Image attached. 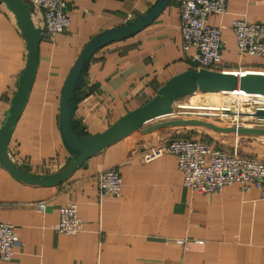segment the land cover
I'll return each instance as SVG.
<instances>
[{
	"label": "crops",
	"instance_id": "1",
	"mask_svg": "<svg viewBox=\"0 0 264 264\" xmlns=\"http://www.w3.org/2000/svg\"><path fill=\"white\" fill-rule=\"evenodd\" d=\"M156 1L69 0L68 30L52 40L41 38L31 91L8 143L13 163L36 175L58 174L69 165L59 99L71 66L91 38L143 16ZM31 16L41 28L42 12L33 8ZM235 18L264 23V0H227L224 13L207 16L206 22L221 31V61L211 68L198 67L192 50H183L179 0H169L134 35L97 50L77 88L73 114L84 135L103 131L190 69L264 76V56L239 54L230 27ZM26 53L15 16L0 0V126ZM157 118L141 128L163 122ZM185 126L193 128L178 133L175 125L164 126L118 139L55 185L20 181L0 164V222L14 224L19 237L14 255L0 264H264V201L258 190L233 183L215 192L193 191L184 186L174 155L143 160L153 146L207 133ZM217 133L207 136L215 141ZM109 169L122 179L121 194L100 198L96 177ZM40 201L46 204L43 211ZM69 203L77 204L81 219L73 235L56 230L59 210Z\"/></svg>",
	"mask_w": 264,
	"mask_h": 264
},
{
	"label": "built area",
	"instance_id": "2",
	"mask_svg": "<svg viewBox=\"0 0 264 264\" xmlns=\"http://www.w3.org/2000/svg\"><path fill=\"white\" fill-rule=\"evenodd\" d=\"M33 8L39 9L43 16L41 38L52 40L56 34L68 30L70 18L67 15L69 0H27ZM227 0H179L180 32L183 50H192L191 60L198 67L211 68L221 61L220 28L209 25L207 16L224 13ZM235 44L239 54L264 56V23L250 22L235 18L230 22ZM224 73V70L221 71ZM224 99L214 108H191L195 115L234 118L235 127L244 125V119L264 121L257 111H264V96L257 92L223 89ZM189 108V107H187ZM216 108V109H215ZM186 113V112H184ZM214 114V115H212ZM172 154L177 159L178 169L183 177L184 186L198 192H215L226 185L239 184L244 191L258 190L259 198L264 201V161L241 154L237 144L230 151L198 139L174 138L158 144L144 152V161H150L163 154ZM98 195L118 197L121 194L122 179L115 169L99 172L96 177ZM40 210L45 202L37 203ZM81 219L77 204L69 203L59 210L56 230L66 235L79 231ZM178 243L185 245L183 240ZM19 244L15 225L0 222V260H10ZM187 249V246L185 245Z\"/></svg>",
	"mask_w": 264,
	"mask_h": 264
},
{
	"label": "water",
	"instance_id": "3",
	"mask_svg": "<svg viewBox=\"0 0 264 264\" xmlns=\"http://www.w3.org/2000/svg\"><path fill=\"white\" fill-rule=\"evenodd\" d=\"M14 14L21 36L25 40L26 62L17 80L16 90L10 99L2 124L0 126V164L16 179L30 183L55 185L64 180L76 167L84 164L90 156L102 150L112 142L127 137L145 134L153 129L173 126L191 125L203 126L213 132H230L235 134L264 135V128H245L216 125L200 118H180L163 121L146 128H141L146 122L170 114L175 102L185 95L197 93L200 89L207 92H220L223 89L239 88L245 91L264 93L263 83L258 76L237 74L233 84H226V75L221 72L206 71L200 73L197 69L184 71L173 76L162 86L157 94L145 104L123 115L103 131L85 136L84 130L74 120L75 103L78 98L77 88L82 83L88 63L93 54L103 46L117 40L134 35L143 27L149 25L160 13L169 0H157L142 16L126 24L97 34L81 49L71 66L61 89L59 99V130L62 142L70 152L69 165L60 173L53 175H36L12 162L8 154V143L16 122L27 102L38 66V50L41 41V29L32 20V5L27 0H1ZM262 89H261V88ZM256 115L264 117V111Z\"/></svg>",
	"mask_w": 264,
	"mask_h": 264
},
{
	"label": "rangeland",
	"instance_id": "4",
	"mask_svg": "<svg viewBox=\"0 0 264 264\" xmlns=\"http://www.w3.org/2000/svg\"><path fill=\"white\" fill-rule=\"evenodd\" d=\"M201 68L204 69V67H201ZM258 79L264 80V78L262 77H258ZM261 82L264 85V81H261ZM262 90H264V86ZM223 99L224 97L221 94L220 95L217 94V92H207V91H203L202 89H200L197 93L185 95L183 97L178 98L175 102L173 112L163 117H159L155 119V121L157 120L167 121V120L180 119V118H200V119L210 121L216 125L235 127L234 126L235 120L232 117L222 118L218 116L195 115L192 113L195 110L191 108H205V107H208V105L209 106L219 105ZM241 122L244 124L242 125V127H245V128H264V121H260L258 119H253V120L244 119V121H241ZM173 128H175V130H178V133H180L181 130H185V128H193V127H186L185 125H175V127ZM195 128H198V127H195ZM199 130H203L207 132L208 134L211 132V131H207L203 127H199ZM203 131H200V132H203ZM207 133L206 134H203V133L196 134L195 133L194 135L196 136H193L194 138L191 136H187V137H190L192 139H198L207 144H209L211 141L215 142L213 144L221 149H224V148L227 149L228 148L226 147L227 144L229 145L237 144L240 153H242L241 152L242 149L240 148H243V150L249 151L250 153L254 154L253 156L264 160V135L230 133L231 135L229 136L230 137L229 139V137L227 138L226 135H224L225 132H220V133H217L219 135L215 136L216 139L214 141L211 138H205V137H208ZM212 134H215V133H212ZM234 138H237L236 141Z\"/></svg>",
	"mask_w": 264,
	"mask_h": 264
},
{
	"label": "bare ground",
	"instance_id": "5",
	"mask_svg": "<svg viewBox=\"0 0 264 264\" xmlns=\"http://www.w3.org/2000/svg\"><path fill=\"white\" fill-rule=\"evenodd\" d=\"M237 74H239V73H231V74H229L228 76H226V80H227V82H226V84L228 83V84H233L234 82H236V80H237ZM245 75H244V77H245V80H248V76H253V75H256V76H258V77H262V78H264V76H261V75H257V74H252V73H244ZM217 94H219L220 95V93H217ZM262 96H264V93H262ZM215 106H217V105H208V108H214ZM216 109V108H215ZM212 115H214V114H212ZM165 116V115H164ZM264 118V117H263ZM200 127H203V126H200ZM203 128H205V127H203ZM206 129V128H205ZM206 130H208V129H206ZM210 131V130H209Z\"/></svg>",
	"mask_w": 264,
	"mask_h": 264
},
{
	"label": "trees",
	"instance_id": "6",
	"mask_svg": "<svg viewBox=\"0 0 264 264\" xmlns=\"http://www.w3.org/2000/svg\"><path fill=\"white\" fill-rule=\"evenodd\" d=\"M205 138H208V137H205Z\"/></svg>",
	"mask_w": 264,
	"mask_h": 264
}]
</instances>
